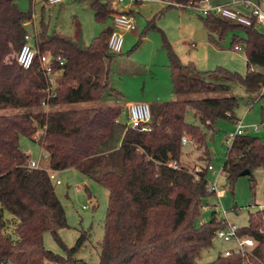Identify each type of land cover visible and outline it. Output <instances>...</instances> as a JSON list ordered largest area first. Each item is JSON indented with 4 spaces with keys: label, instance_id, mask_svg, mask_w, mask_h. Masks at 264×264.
<instances>
[{
    "label": "trees",
    "instance_id": "obj_1",
    "mask_svg": "<svg viewBox=\"0 0 264 264\" xmlns=\"http://www.w3.org/2000/svg\"><path fill=\"white\" fill-rule=\"evenodd\" d=\"M18 1L0 0V264H90L77 254L91 232L82 231L72 247L59 233L69 223L49 169L68 168L79 170L109 191L99 264H197L202 251L212 246L216 231L228 224L217 210L210 221L198 227L194 223L204 199L215 194L208 190L207 131L214 130L220 118L239 120L235 116L239 97L226 95L231 82L250 91L264 88V31L255 27L254 18L246 25L213 13L200 15L205 17L206 28L222 36L230 30L245 31L244 39L235 35L232 41L234 50L241 43L246 52L245 74L221 66L202 71L193 62L184 63L166 41L173 93L180 99L151 103L152 130L142 132L127 128L120 120L121 105L82 106L121 94L110 80L111 64L121 54L108 48L113 21L89 45L82 38L51 34L42 25L37 35L41 50L65 61L57 78V95L48 100L47 81L39 65L26 68L17 60L28 33L25 22L33 19L32 11H22ZM167 1L159 14L169 7L187 10L185 5L199 0ZM117 6L112 0L92 2L100 22L112 20ZM128 13H133L131 8ZM155 27L154 18L148 28ZM215 77L222 81H213ZM189 110L200 125L187 121ZM21 135L38 141L46 151L48 170L29 167L30 155L20 148ZM184 136L204 147L207 166L189 170L181 164ZM171 159L179 161L178 168L168 165ZM257 168L264 170V140L247 133L236 135L223 164L226 178L233 183L249 170L254 188ZM5 210L18 218L16 238L5 230ZM47 232L65 255L46 248ZM241 232L257 241L247 264H264V207L250 213L249 225L241 227ZM205 264L244 262L239 255L220 253Z\"/></svg>",
    "mask_w": 264,
    "mask_h": 264
},
{
    "label": "rangeland",
    "instance_id": "obj_2",
    "mask_svg": "<svg viewBox=\"0 0 264 264\" xmlns=\"http://www.w3.org/2000/svg\"><path fill=\"white\" fill-rule=\"evenodd\" d=\"M94 0H64L51 6L45 0H19L17 3L22 11H32L33 19L27 26V31L34 35L39 33L45 24L49 33L67 39L82 38L89 45L102 31L112 25V20L100 22L95 18L92 8ZM234 2L235 0H221ZM114 4L115 0H112ZM264 10V0H260ZM123 9H132L137 29L124 33V46L111 64V86L121 94H114L102 101L86 102L82 106L121 105L127 109L128 104L157 101H171L180 99L173 93V82L169 67V56L166 41L179 55L184 63L193 62L200 70H214L225 67L232 71L245 74L247 71V57L244 49L234 50L232 41L235 35L245 38L243 29L230 30L223 36L217 31H210L205 27L203 18L191 10L169 7L163 13L159 12L167 7V3L156 0H145L134 4L131 0L119 3ZM241 6L238 4V7ZM236 8V6H234ZM240 8V7H239ZM155 18V28H148L150 20ZM38 35V34H37ZM242 47V44L240 43ZM135 48V49H134ZM213 81H222L215 77ZM232 89L226 95L239 97V105L235 109V116L243 120L246 125H257L258 130L249 128L248 135L264 140V88L250 91L238 82H231ZM198 95L196 97H204ZM18 112L29 109H18ZM6 112H12L8 110ZM121 120L127 118L121 115ZM189 123L200 125L194 116V111L186 114ZM237 129L233 120L220 118L212 131H207L206 145L210 153L211 165L217 172L222 170L227 157L232 136ZM191 139L190 136H187ZM229 140V141H228ZM228 141V142H227ZM230 142V143H229ZM20 148L28 152L30 159L39 162L41 168L49 169V158L38 141L25 135L20 137ZM205 149L191 141L183 146L181 164L189 170H199L208 165L204 157ZM205 158V159H204ZM209 180H216L213 172L209 171ZM256 185L253 188L250 175H242L231 183L224 174L218 177L219 198L216 194L204 199L203 208L195 218L198 227L211 220L214 211L239 227L249 225L250 213L264 207V170L257 168L253 172ZM61 184L54 186L65 207L69 227L59 231L60 236L68 247L75 245L82 231H90L91 238L78 252L77 257L90 264H99V243L104 237V226L109 203V191L102 184L85 176L75 168H68L57 172ZM225 211V213H224ZM7 221L6 232L16 238L15 222L18 218L8 210L4 212ZM47 249L65 255L63 248L54 240L51 233L44 235ZM229 244L223 239L215 237L210 248L204 249L197 259V264H205L214 260ZM12 264V263H8ZM46 264H55L46 262Z\"/></svg>",
    "mask_w": 264,
    "mask_h": 264
},
{
    "label": "built area",
    "instance_id": "obj_3",
    "mask_svg": "<svg viewBox=\"0 0 264 264\" xmlns=\"http://www.w3.org/2000/svg\"><path fill=\"white\" fill-rule=\"evenodd\" d=\"M63 1L64 0H47L46 3L54 6L62 3ZM124 1L125 0H115L118 5ZM131 1L135 4V0ZM156 1L168 3L167 0ZM236 4H240L244 10L234 8V5ZM185 7L187 10L189 9L199 16H206L209 13H213L246 25H251L254 18L255 27L264 31V10L262 9L260 3L256 0H235L234 2L226 3H219L214 0H199L190 1L187 5H185ZM121 11L122 10H116L112 13V21L115 30L109 35L107 41L109 50L115 53L122 52L124 46V33L127 31H135L138 27L134 15L128 12L122 13ZM29 24V21L25 22V25ZM37 34L38 33L31 35L28 32L25 35L26 41L18 53L17 60L19 64L26 68H30L35 64L39 65V70L47 81L46 93L48 94L47 98L49 100L51 98H55L57 95V78L63 72L62 67L65 61L61 56L54 55L50 51H42L37 43ZM235 49L241 50V47L236 46ZM43 104L48 107V103L46 101H44ZM123 113L126 114L127 118L125 120H120L125 121L127 128H140L142 132H149L152 130V111L150 104L145 102L130 103ZM236 126V132L231 137L232 141L236 135L247 133L249 128H253L255 130L259 129L257 125H246L240 119L236 122ZM189 142H191V139L187 136L182 138V145H187ZM28 165L31 168L40 167L39 162L31 159L29 160ZM168 165L173 168H178L179 161L177 159H171L169 160ZM208 171L213 172L216 176V180H209L208 190L214 192L220 198L222 192L219 190L218 177L221 174L225 175L223 167L220 172H217L213 165L210 164L208 166ZM57 172L58 171L49 169L51 179L56 184H61L62 181L57 177ZM216 236L223 239L225 243L229 244V246L221 252V255L224 257L239 255L243 259L244 264L248 263V259L252 255L254 248L257 246V241L254 237L243 234L241 232V227L229 222L227 226L219 228L216 231Z\"/></svg>",
    "mask_w": 264,
    "mask_h": 264
},
{
    "label": "crops",
    "instance_id": "obj_4",
    "mask_svg": "<svg viewBox=\"0 0 264 264\" xmlns=\"http://www.w3.org/2000/svg\"><path fill=\"white\" fill-rule=\"evenodd\" d=\"M217 2V1H216ZM218 2L219 3H226V2H228V1H221V0H218ZM261 5V4H260ZM234 6H236V8H239L240 7V9H242V10H244V8L242 7V6H239L238 7V4H236V5H234ZM127 9H128V12H129V7H126ZM123 9H125V8H123ZM119 5L117 6V8H116V10H123ZM263 31V30H262ZM241 120V119H240ZM243 121V120H242ZM244 123V122H243ZM189 143H191V142H189Z\"/></svg>",
    "mask_w": 264,
    "mask_h": 264
},
{
    "label": "water",
    "instance_id": "obj_5",
    "mask_svg": "<svg viewBox=\"0 0 264 264\" xmlns=\"http://www.w3.org/2000/svg\"><path fill=\"white\" fill-rule=\"evenodd\" d=\"M121 12H122V13H126V12H128V9L125 8V9H123ZM249 173H250V171L247 170V171H244V172H243V175H246V174H249Z\"/></svg>",
    "mask_w": 264,
    "mask_h": 264
}]
</instances>
